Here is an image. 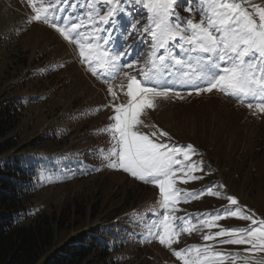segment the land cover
<instances>
[{"label":"rangeland","instance_id":"obj_1","mask_svg":"<svg viewBox=\"0 0 264 264\" xmlns=\"http://www.w3.org/2000/svg\"><path fill=\"white\" fill-rule=\"evenodd\" d=\"M74 1L63 0L57 5L67 13L65 17L59 16L58 22L70 16L72 22L83 18L88 24L87 14L93 11L89 4L101 14L107 7L100 0ZM253 3L264 4V0ZM134 4L129 1L127 6L137 13H147L142 6ZM177 12L184 18L192 17L196 21L201 18L199 12L189 13L183 5ZM31 15L27 0H0V113L5 107L10 110L0 136V145L4 144L6 149L0 161L21 153L46 156L37 163L41 172L36 188L23 197L31 211L30 218L44 213L65 218L64 227L56 234L58 248L99 226L115 224L127 228L123 244L117 248L112 244L106 256L98 258L99 264H181L172 250L156 240L146 241L150 220L160 209L159 189L152 184L149 187L136 183L139 180L108 167L104 159L113 146L105 129L113 123L110 117L114 114L111 107L105 106L127 103L128 98L123 94L127 80L123 73L133 70L124 67L116 74L117 79L112 83L118 99L113 101L108 93L109 85L88 71L77 47L42 22L28 23ZM119 17L127 20L129 14L123 11L114 19L119 21ZM121 25L122 22L104 25L107 31L100 35L105 37L107 32H112L113 39L123 47L128 36L118 38L117 28L121 30ZM87 30H91L90 25ZM175 51L183 55L179 48ZM127 61L121 58L122 64L126 65ZM140 66L139 60L136 67ZM121 84L125 85L123 91ZM216 94L197 95L191 85L179 98L171 94L167 99L157 98V107L142 115L148 126L140 130L151 134L158 128L171 137L170 141L159 137L161 141L180 146L191 144L197 151L192 160L201 162L203 171L194 175L202 178L187 184L178 182V188L199 192L211 185L222 196L235 197L239 202L231 205L227 199L205 194L189 203H180L175 216H191L196 223V218L205 213L244 206L264 218V113L222 98L217 91ZM85 159L95 161L94 168L85 171L80 166L81 170L74 172L73 164H83ZM218 224L232 229L247 228L250 222L227 218ZM218 230L213 228L211 232ZM208 232L199 226L191 234L182 233L173 249L214 244L203 240ZM247 247L221 244L214 250L252 257L253 254L244 251ZM96 258V254H91L83 264ZM254 258L264 259V253L255 254ZM236 264L241 261L237 260Z\"/></svg>","mask_w":264,"mask_h":264},{"label":"snow or ice","instance_id":"obj_2","mask_svg":"<svg viewBox=\"0 0 264 264\" xmlns=\"http://www.w3.org/2000/svg\"><path fill=\"white\" fill-rule=\"evenodd\" d=\"M121 2L100 0L107 6L103 14L89 4L93 11L88 12L89 23L86 24L83 18L72 22L70 16L57 22L56 13L64 12V8L57 5L63 0H27L33 13L28 23L42 22L55 29L69 44H74L88 71L109 85L108 93L113 101L118 99L112 83L117 79L116 74L124 67H135L131 62L121 63L127 50H122L118 41L113 39L112 32H107L105 37L100 35L107 31L104 25L115 26L118 23L114 18L124 11L120 7ZM134 2L147 10L149 23L143 31L151 38L153 52L137 73H123L127 80L126 91L123 92L128 98L127 103L105 106L111 107L114 113L110 117L113 123L105 129L113 141L112 148L104 155L107 166L159 189L163 212L148 228L146 241L156 240L172 250L181 264H225L226 261L236 264L237 260L241 264H264V259L254 258L255 254L264 253V218L257 217L254 211L244 206L224 208L221 212L197 217L196 223L191 216L174 215L180 211L177 205L200 199L205 194L227 199L231 205L239 202L235 197L222 196L211 185L199 192L178 188V182L187 184L202 178L194 175L203 171L202 163L192 160L198 155L197 151L191 144L180 146L161 141L159 137H166L169 141L171 137L158 128L151 134L140 130L148 126L141 119L142 115L157 107V98L167 99L170 94L177 98L181 96L166 80L161 83L164 77L173 75H177V82L192 85L197 95L215 90L264 113V4L253 3V0ZM181 4L189 13L199 12L200 20L182 17L176 10ZM89 25L90 31L87 30ZM130 27L137 31L135 22ZM120 35L130 34L125 29ZM176 48L180 49L182 56L176 53ZM119 87L123 91L125 85ZM151 127L156 128L155 125ZM227 218L249 221L250 224L247 228L232 229L218 224ZM199 226L209 230L203 235V240L214 241V244L173 249V245L180 242L182 233L191 234ZM213 228L219 230L213 233ZM221 244L247 245L244 251L253 256L214 250Z\"/></svg>","mask_w":264,"mask_h":264},{"label":"trees","instance_id":"obj_3","mask_svg":"<svg viewBox=\"0 0 264 264\" xmlns=\"http://www.w3.org/2000/svg\"><path fill=\"white\" fill-rule=\"evenodd\" d=\"M129 1L134 2L122 0L120 5L129 14V20L119 17L118 22H122L123 27L117 29L119 32L126 29L130 35L119 36H128L126 43H129L128 52L132 57L142 53L149 55L153 51L152 44L143 31L147 18H138L137 12L127 6ZM144 12L140 14L144 15ZM132 22H135L137 31L130 27ZM9 113L7 107L0 113V136L3 135L4 120ZM4 152L6 149L3 144L0 145V155ZM45 157L21 153L0 161V264H83L91 254H96L97 258L89 264H99L101 261L98 258H104L112 244L114 248L123 244L128 234L127 228L115 224L99 226L58 248L55 245L56 234L64 227L65 218L46 213L30 218L31 211L23 199L36 188L41 172L37 163L44 161ZM93 162L73 164L72 170L78 172L80 166L85 171L91 170Z\"/></svg>","mask_w":264,"mask_h":264}]
</instances>
